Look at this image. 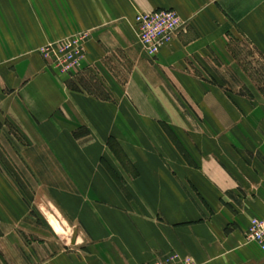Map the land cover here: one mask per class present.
<instances>
[{
	"label": "crops",
	"instance_id": "0c3cea01",
	"mask_svg": "<svg viewBox=\"0 0 264 264\" xmlns=\"http://www.w3.org/2000/svg\"><path fill=\"white\" fill-rule=\"evenodd\" d=\"M158 10L176 11L189 30L151 65L132 28L136 14ZM85 31L81 76L112 99L71 89L38 52ZM243 35L264 52V0H0V125L39 144L81 141L87 128L102 145L68 150L70 187L45 184L51 223L0 168V264H150L172 254L256 264L262 252L244 234L264 219V98L235 66L230 45ZM123 92L141 94L140 118L113 112ZM175 94L202 116H180Z\"/></svg>",
	"mask_w": 264,
	"mask_h": 264
},
{
	"label": "rangeland",
	"instance_id": "374dc122",
	"mask_svg": "<svg viewBox=\"0 0 264 264\" xmlns=\"http://www.w3.org/2000/svg\"><path fill=\"white\" fill-rule=\"evenodd\" d=\"M140 14V13H138ZM136 14V16L138 15ZM182 18V17H181ZM184 21V20H183ZM185 22V21H184ZM186 23V22H185ZM188 25V24H187ZM187 25L183 30H181L177 36L175 37L174 41L178 38L179 34L183 32V34L188 33ZM187 29V30H186ZM134 34L136 33L135 28H132ZM83 38L82 43H80V49L78 52L73 50L71 47L66 45L59 46L58 43L63 40H70L73 35H70L66 38H63L58 41L51 42L52 44H57V48L55 49L54 55H58L60 58H64L65 55L67 56V60L71 61L74 58L78 57L81 54L85 55V59L87 60L88 56V48H89V38H90V31L80 32ZM79 34V33H77ZM81 37V38H82ZM137 36L135 35V38ZM80 38V39H81ZM229 40L230 37H229ZM138 41V40H137ZM49 43V44H51ZM47 44V45H49ZM45 45V46H47ZM42 46L38 49L39 54L43 58L45 62L49 65L51 70L55 73L54 76L58 78L60 81L65 82L71 89H82L86 91L88 94H91L94 99L97 101H102L103 99H112L109 93H105L103 90L105 89L103 84H101L98 80V83H95L94 77L90 74L85 76H81L85 69V61H80L79 67L76 66L77 62L70 64V66H58V68H54L52 61L47 60L48 53H43ZM141 47V46H140ZM82 48V49H81ZM142 54L148 60L149 64L152 65L150 58L146 56L142 48H140ZM230 49L233 52V59L235 66L239 70H243L246 75L245 80L249 84H254L260 91L261 98H264V52L259 50L251 41L243 35L239 41H235L233 38V42L230 45ZM46 54V55H45ZM70 56V57H69ZM151 60V61H150ZM106 64V63H105ZM228 65V64H227ZM107 66V64H106ZM79 68L77 71L74 69ZM56 70H54V69ZM104 68V67H103ZM231 66H228V70ZM105 69V68H104ZM74 72V73H72ZM77 72V73H76ZM117 73H121V70L116 71ZM229 76L226 78L229 80V83L235 84V76L232 75L233 72L229 71ZM211 84H215L216 82L213 78L209 81ZM148 96V94H145ZM242 95V92L239 93ZM245 96H251L249 91L244 93ZM131 96V97H130ZM140 93H131L127 94L126 92L123 93H114V102L116 109H114V113L120 117H135L140 118V108L136 106V101L140 100ZM151 98H155L158 94H149ZM174 100L182 107L179 108L180 116L189 115L191 111H193L196 115L202 116L197 109H189L186 100L183 98L182 94H175ZM172 100V101H174ZM157 105L160 103V99L157 98L152 100V102ZM85 126V125H84ZM119 126H115L117 131L119 130ZM161 128L165 132H173L171 128L167 124H160ZM86 127V126H85ZM86 131L88 135L87 138L81 141L73 140V137H70V140H65L63 137L61 139L52 140L49 144L45 143H30L23 139L22 134L19 132L17 127H14L7 122L4 125H0V168L5 172V174L13 179V181L17 182L20 185V189L23 192L25 201L31 210V213L35 215L36 219L41 222L45 223L47 221L51 223L54 216H56V210L54 209L53 205L48 202L47 198L50 197L48 187L45 186L48 184L57 185L58 186H69L70 187V178L69 174L66 173L64 169L66 166L67 161L74 160L72 157L77 150L86 148L89 150L96 151L100 146L98 145L93 147L96 140H93L92 134L90 131H87V128H79L77 132ZM116 131V130H115ZM64 134V133H63ZM61 134V135H63ZM69 136V135H68ZM71 136V135H70ZM96 141V142H94ZM101 142L98 141V144ZM143 143V142H142ZM196 143V142H195ZM111 147H115L116 143L110 141L109 142ZM144 145V143H143ZM175 147L179 151L180 154H184L185 159L187 162L193 163L190 157V154L186 150V142L185 141H175ZM73 150L74 153L71 157L69 155L68 150ZM96 159V157H95ZM107 159V158H105ZM103 159V160H105ZM111 159V158H110ZM107 162V161H106ZM98 163V161H96ZM112 162H110L111 164ZM75 177L74 174H71ZM68 181V182H66ZM46 199V200H45ZM38 200V201H37ZM41 203V204H38ZM46 203V204H44ZM49 205V206H48ZM52 216L51 219L49 218V214ZM47 215V217H46ZM256 264H264V254L260 253L259 259L255 261Z\"/></svg>",
	"mask_w": 264,
	"mask_h": 264
},
{
	"label": "built area",
	"instance_id": "2783aa9c",
	"mask_svg": "<svg viewBox=\"0 0 264 264\" xmlns=\"http://www.w3.org/2000/svg\"><path fill=\"white\" fill-rule=\"evenodd\" d=\"M185 26L186 23L183 21L181 16L174 10H158L153 12L140 13L136 16L134 22V28L136 31L138 42L144 53L151 60H155L160 54V52L163 50V48L170 45L174 41L177 34L181 30H183ZM82 34L84 33L75 34L72 37H69L71 38L70 40L63 39L58 43V45L60 47L66 45L68 47H71L73 50L77 51V53H79L78 49H80L81 47L80 43H82L83 38H85L82 37ZM56 45L57 44L51 43L42 48L43 53H48V56L46 54L45 55L48 58L47 60L52 61L54 68H58V66L62 65L70 66V64L74 62H77L76 66L79 67L80 61L86 60L84 54H81L76 58L71 55V57H73L71 61L67 60L68 55H65L63 59L58 57V55L53 56L55 49L57 48ZM78 67L74 70L77 71L80 68ZM244 239L247 244L256 245L264 254V219L253 218L250 221L249 227L244 234ZM150 264L196 263L189 259H183L179 255L172 254Z\"/></svg>",
	"mask_w": 264,
	"mask_h": 264
}]
</instances>
